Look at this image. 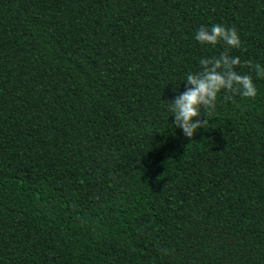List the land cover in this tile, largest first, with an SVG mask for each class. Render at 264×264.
I'll return each mask as SVG.
<instances>
[{"label":"trees","instance_id":"1","mask_svg":"<svg viewBox=\"0 0 264 264\" xmlns=\"http://www.w3.org/2000/svg\"><path fill=\"white\" fill-rule=\"evenodd\" d=\"M255 98L209 128L168 100L201 25ZM264 0H0V264H264ZM206 118V117H202Z\"/></svg>","mask_w":264,"mask_h":264},{"label":"clouds","instance_id":"2","mask_svg":"<svg viewBox=\"0 0 264 264\" xmlns=\"http://www.w3.org/2000/svg\"><path fill=\"white\" fill-rule=\"evenodd\" d=\"M200 44L215 47L218 43L226 45L225 51L219 56L200 59V70L186 75V90L176 95L167 105L168 111L174 117V126L182 129L184 136L192 138L200 129L209 128V118L216 108L218 94L226 92V100L239 95L242 98H255L256 86L250 74L236 71L241 66L239 56L229 55L228 49L241 48V38L235 27L213 24L210 28L201 25L195 34ZM245 65L264 78V66L245 61ZM206 117V118H202Z\"/></svg>","mask_w":264,"mask_h":264}]
</instances>
